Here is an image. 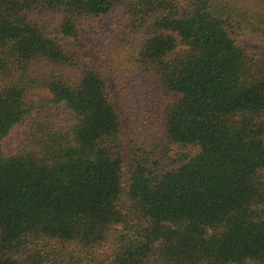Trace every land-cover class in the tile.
Returning a JSON list of instances; mask_svg holds the SVG:
<instances>
[{
  "label": "trees",
  "instance_id": "trees-1",
  "mask_svg": "<svg viewBox=\"0 0 264 264\" xmlns=\"http://www.w3.org/2000/svg\"><path fill=\"white\" fill-rule=\"evenodd\" d=\"M0 264H264V0H0Z\"/></svg>",
  "mask_w": 264,
  "mask_h": 264
},
{
  "label": "rangeland",
  "instance_id": "rangeland-1",
  "mask_svg": "<svg viewBox=\"0 0 264 264\" xmlns=\"http://www.w3.org/2000/svg\"><path fill=\"white\" fill-rule=\"evenodd\" d=\"M237 39L238 44L245 50L249 52H261L263 50V45L261 42L253 36H250L248 34L237 32ZM66 119L62 118L57 122L58 127H63L65 125ZM15 136H11L9 139L6 140L5 147L7 149H11L14 146L13 140ZM178 152V149L175 146H171V153L174 155ZM188 152V151H186ZM185 151H183L184 154H186ZM190 154H193L192 151H189Z\"/></svg>",
  "mask_w": 264,
  "mask_h": 264
}]
</instances>
